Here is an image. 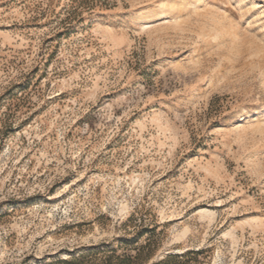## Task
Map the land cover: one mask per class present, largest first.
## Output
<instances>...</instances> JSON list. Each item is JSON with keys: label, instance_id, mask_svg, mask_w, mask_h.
Here are the masks:
<instances>
[{"label": "rangeland", "instance_id": "374dc122", "mask_svg": "<svg viewBox=\"0 0 264 264\" xmlns=\"http://www.w3.org/2000/svg\"><path fill=\"white\" fill-rule=\"evenodd\" d=\"M0 264H264V0H0Z\"/></svg>", "mask_w": 264, "mask_h": 264}, {"label": "bare ground", "instance_id": "6f19581e", "mask_svg": "<svg viewBox=\"0 0 264 264\" xmlns=\"http://www.w3.org/2000/svg\"><path fill=\"white\" fill-rule=\"evenodd\" d=\"M255 112H256V116L251 119L252 121H258V119L260 118L261 110L260 109H256Z\"/></svg>", "mask_w": 264, "mask_h": 264}, {"label": "trees", "instance_id": "16d2710c", "mask_svg": "<svg viewBox=\"0 0 264 264\" xmlns=\"http://www.w3.org/2000/svg\"><path fill=\"white\" fill-rule=\"evenodd\" d=\"M190 254V252H184V255L183 256H180V258H183V257H186V256H188Z\"/></svg>", "mask_w": 264, "mask_h": 264}]
</instances>
